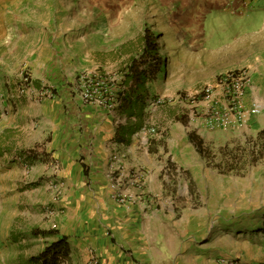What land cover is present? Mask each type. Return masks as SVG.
Returning <instances> with one entry per match:
<instances>
[{
  "label": "rangeland",
  "instance_id": "obj_1",
  "mask_svg": "<svg viewBox=\"0 0 264 264\" xmlns=\"http://www.w3.org/2000/svg\"><path fill=\"white\" fill-rule=\"evenodd\" d=\"M207 4L208 0H0V70L5 66L0 74L8 76L12 104L29 101L36 108L28 121L20 120V125L32 120L38 127L32 138L40 130L34 160L45 159L42 149L53 139L48 119L55 117L46 105L53 102L69 121L78 123L74 132H88L85 145L90 142V155L95 156L106 130L126 122L115 107L100 103L110 98L109 85L118 80L120 68L141 52L147 26L165 36L157 43L159 54L169 58V92L180 84L183 94L155 95L145 112V134L138 132L132 138L141 163L137 168L154 177L152 205L165 204L170 226L172 218L184 216L185 224L178 228L184 230V239L174 234L173 240L178 252L194 256L188 260L191 264H264V138L249 131L252 126L245 129L236 123L208 130L206 120L219 107L230 111L224 88L225 98L215 96L212 107L200 103L208 101L215 88L205 87L198 94L188 91L189 84L200 79L196 69L213 67L210 57L226 55L228 61L233 57L231 72L240 71L235 68L244 56L242 48L255 36L262 18L255 11L241 15L233 7L228 8L231 13L214 10L204 22L203 37L200 15ZM187 52L195 61H185ZM26 73L35 92L53 88L55 98L19 97ZM102 80L108 91L94 90V100L85 102L84 90H93ZM149 87L159 92L157 85ZM83 107L87 116L82 121ZM191 135L203 141L204 154L189 141ZM24 150L10 154L18 159H11L6 176H0V264H20V257L27 261L64 234L74 235L67 230L71 220L66 221L72 216L67 203L74 193L65 192L58 167L49 176L45 166L26 162L24 172ZM78 156L86 161L84 169L93 166L86 155ZM35 228L58 230L59 235L34 238ZM61 264H72L71 256Z\"/></svg>",
  "mask_w": 264,
  "mask_h": 264
},
{
  "label": "crops",
  "instance_id": "obj_2",
  "mask_svg": "<svg viewBox=\"0 0 264 264\" xmlns=\"http://www.w3.org/2000/svg\"><path fill=\"white\" fill-rule=\"evenodd\" d=\"M206 6L207 9L200 15L199 30L202 33L204 22L210 18L214 10L231 13L228 8L233 7L235 10L242 11L241 15L252 11L260 13L258 16L262 18L261 26L255 36L245 43V47L242 48L244 56L239 67L235 69H246L251 75V83L243 99L245 107L247 109L255 105L259 107V113L252 114L248 122L240 127L249 129L252 126L253 129L249 131L264 138V0H255L249 10H244L241 3L236 0H208ZM249 18L254 20V14H251ZM200 49L203 50V42ZM190 56V52H187L185 61H195L194 57ZM225 56L210 57L209 65L213 66L211 68L202 71L196 69V72H200V79L197 84H189L192 87L188 91L198 94L205 87L215 88L208 101L200 104L212 107L215 101L211 99L215 96L221 94L225 98L221 83L223 78L233 70V57L228 61ZM4 70L5 66H2L0 71ZM169 77L167 73L166 82L150 84L157 85L159 90V92H153L154 88L149 87L151 101L155 95L170 97L180 93L182 96L184 86L180 84L174 86V92H169ZM9 91L13 92L8 76L4 74L3 77V74H0V176L3 174L6 176L11 159H18L16 155L12 157L10 154L17 152L19 154L20 149L24 147L26 152L40 145L37 141L40 130L36 132L35 138L33 136L35 140L33 143L32 134L37 127L33 121L20 125L21 119L25 118L28 121L33 114L37 113L36 108H33L34 104L29 101L24 103L18 101L12 104ZM46 105L47 109H52L55 121L48 119L53 126V139L47 144L48 147L45 150L42 149L45 159L40 157L34 160L25 154L23 155L25 163L21 164V167L25 172L26 162L36 168L37 165L45 166L49 176L55 173L58 167L57 172L64 179L65 192L74 193L67 203L68 209H72V216L66 220H71V226L67 230L73 231L74 235L69 237L68 234H64L70 244L72 264H88L92 255L99 257L100 264H191L188 260L194 256L190 257L186 251L178 252L173 240L174 234L175 238L180 236V240L184 239V230L178 229L185 224L184 216L178 219L172 218V226H170V218L164 211L165 204L158 202L154 207L152 205L153 200L149 194L154 190L152 188L153 174L145 171V181L141 189L128 182L122 183L123 177H125L124 180L126 177L129 180L134 172L135 175L139 173L140 168L137 167L141 163L136 157L133 140L127 146L118 144L114 140L117 126L113 124L108 131L106 130L102 139L100 138L99 151L95 153L98 157L94 158L95 156L90 155L92 153L90 142L89 147L85 145L88 132H74L73 126L78 123H72L68 117L62 115L56 102L46 103ZM85 111L86 108L83 107L79 112L81 115L79 120L83 121L87 116ZM20 136L24 139L20 140ZM95 148L97 150V147ZM78 155H86V160H90L93 166L84 169L83 164L86 161L81 160ZM133 167L136 169L132 173ZM123 169L127 174H124ZM74 176L77 178L75 183ZM156 177L159 178L158 174ZM119 195L127 198L128 203L121 204L117 200ZM179 247L182 249L183 244H179Z\"/></svg>",
  "mask_w": 264,
  "mask_h": 264
},
{
  "label": "trees",
  "instance_id": "obj_3",
  "mask_svg": "<svg viewBox=\"0 0 264 264\" xmlns=\"http://www.w3.org/2000/svg\"><path fill=\"white\" fill-rule=\"evenodd\" d=\"M149 27V28H147ZM144 29L143 47L137 56H133L122 66L118 72V80L109 85L110 98L117 97L116 111L120 117L125 118L124 124H119L115 131L114 140L118 144L130 145L135 134L140 132L145 112L150 102L149 86L152 83H162L167 80V65L169 58L159 54L158 40L164 42L165 36L152 32L150 26ZM109 95V94H108ZM189 141L193 143L200 154H204L203 141L191 135ZM32 158L38 157V152L31 149L25 152ZM264 229V228H263ZM34 238H48L59 235L58 230L32 229ZM71 248L68 238L62 236L48 244L44 250L30 257L27 261L20 257V264H61L70 257Z\"/></svg>",
  "mask_w": 264,
  "mask_h": 264
},
{
  "label": "built area",
  "instance_id": "obj_4",
  "mask_svg": "<svg viewBox=\"0 0 264 264\" xmlns=\"http://www.w3.org/2000/svg\"><path fill=\"white\" fill-rule=\"evenodd\" d=\"M241 3V6L244 10H249L255 0H236ZM251 83V77L248 72L237 71L228 73L222 80L221 85L224 88L225 95L228 98V103L230 106V111L222 107H219L214 114L206 120V128L210 131L216 130L218 128L231 127L234 123L239 125H245L252 114L259 113V107L253 106L251 109H247L244 106L243 99L246 93V90ZM105 81L102 80L100 83L96 84L93 90L85 89L82 93V99L85 102H91L94 100V90L95 91H108ZM53 88L41 90L40 92H35L32 88V79L29 74H24L22 76L21 85L18 88V96L27 97L28 95H36L37 97L45 100H52L55 98L53 94ZM100 92V93H101ZM208 93L209 90H206ZM105 96V95H104ZM102 98V97H101ZM117 97L114 95L112 98H106L100 103H106V107L113 109L117 108ZM216 110V109H215ZM146 129L143 128L139 134H145ZM134 179V180H131ZM145 179V171H139L133 178H130L127 182H133L138 188H142ZM123 183V181H122ZM120 182V184H122ZM117 200L121 204H127L128 200L124 196H117ZM89 264H100V259L96 255H92L89 261Z\"/></svg>",
  "mask_w": 264,
  "mask_h": 264
}]
</instances>
